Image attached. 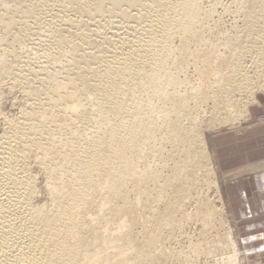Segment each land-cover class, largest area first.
Listing matches in <instances>:
<instances>
[{"label": "bare ground", "instance_id": "6f19581e", "mask_svg": "<svg viewBox=\"0 0 264 264\" xmlns=\"http://www.w3.org/2000/svg\"><path fill=\"white\" fill-rule=\"evenodd\" d=\"M229 2L0 0V264H239L206 134L261 107L264 0Z\"/></svg>", "mask_w": 264, "mask_h": 264}, {"label": "rangeland", "instance_id": "374dc122", "mask_svg": "<svg viewBox=\"0 0 264 264\" xmlns=\"http://www.w3.org/2000/svg\"><path fill=\"white\" fill-rule=\"evenodd\" d=\"M229 3V0H221L223 5ZM218 9L219 13H223L221 28L230 29L233 16L225 14L222 6H218ZM9 33H5L4 30L0 32V35L6 37V42L3 46L0 45L2 48L13 46V34ZM20 92L19 89H15L3 100L4 115L9 117L19 115L23 103ZM259 101L261 107L252 108L251 122L242 126L251 129L254 133L252 136L236 138L237 129L229 127L206 134L225 206L226 214L224 213L223 218L229 224L233 240L236 242L239 264H264L263 95L259 97ZM1 123L0 134H3L4 126L2 121ZM224 134L226 135L223 136ZM39 182L41 183L42 179ZM40 197V201L43 202V196ZM193 228L190 231L192 233Z\"/></svg>", "mask_w": 264, "mask_h": 264}, {"label": "crops", "instance_id": "0c3cea01", "mask_svg": "<svg viewBox=\"0 0 264 264\" xmlns=\"http://www.w3.org/2000/svg\"><path fill=\"white\" fill-rule=\"evenodd\" d=\"M237 131H236V138H240L241 136L244 137V138H247L249 136H252L251 134H254L253 131L248 128H244V127H241V128H236ZM255 132V131H254ZM226 134H224L223 136H225ZM223 158V156H222ZM262 192L264 193V187L262 189Z\"/></svg>", "mask_w": 264, "mask_h": 264}]
</instances>
